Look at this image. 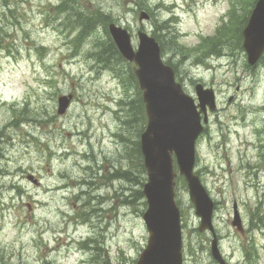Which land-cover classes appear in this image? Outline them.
<instances>
[{"label":"rangeland","instance_id":"rangeland-1","mask_svg":"<svg viewBox=\"0 0 264 264\" xmlns=\"http://www.w3.org/2000/svg\"><path fill=\"white\" fill-rule=\"evenodd\" d=\"M254 2L0 0V264H135L145 246L144 199L136 194L144 179L135 152L145 123L133 107L139 90L125 79L129 63L109 53L113 66L96 62L107 50V24L80 36L76 14L96 7L127 30L134 49L137 32L153 36L186 93L194 97L196 83L214 91L194 171L214 203L226 263L248 264L249 256L264 264V108H256L264 106V54L249 65L238 39ZM141 11L149 18L138 20ZM60 95H71L61 115ZM174 191L183 264H218L182 176ZM233 201L242 233L230 225Z\"/></svg>","mask_w":264,"mask_h":264},{"label":"water","instance_id":"water-1","mask_svg":"<svg viewBox=\"0 0 264 264\" xmlns=\"http://www.w3.org/2000/svg\"><path fill=\"white\" fill-rule=\"evenodd\" d=\"M142 18H148V15L141 12L139 19ZM108 31L122 57L134 64L133 72L147 116L146 126L139 136V145L146 170L142 194L147 206L142 219L148 238L136 264H182L179 209L174 201L176 173L172 155L178 173L186 181L194 212L200 218L198 230L212 233L211 255L219 264H226L219 253L211 223L212 201L198 176L193 173L194 142L202 129L200 111H197L192 97L184 93L180 83L175 81L172 67L161 59L158 43L153 37L138 32L139 43L134 50L125 29L109 23ZM242 36L247 61L253 65L264 50V0H256ZM195 92L203 113L204 105L214 108L210 88L196 84ZM70 98V95L58 97V113L65 111ZM28 179L35 182L31 176ZM233 215L232 225L240 230V219L235 209Z\"/></svg>","mask_w":264,"mask_h":264},{"label":"trees","instance_id":"trees-1","mask_svg":"<svg viewBox=\"0 0 264 264\" xmlns=\"http://www.w3.org/2000/svg\"><path fill=\"white\" fill-rule=\"evenodd\" d=\"M239 18H240V16H239ZM109 20H110V15L105 13L104 11H102L100 8L96 7V9L93 12H90L88 15H83L81 13L76 14L75 22H76L77 26L80 27V36H88L89 33L93 30L94 24H102L103 29L106 30V24H108L107 22ZM230 22L231 23L233 22L232 19H231ZM234 22H235V20H234ZM243 22H244V19L242 20V23ZM242 23L240 24V27H239L238 39H241L240 29L242 27ZM162 24H165V22H163ZM234 26H235V23L232 26L228 27L227 31H226L227 34L225 33L224 35L228 37L229 33H230L229 30H232V27L234 29ZM160 28H161V26L154 27V29L156 31H162L163 30V29H160ZM232 32H233V30H232ZM224 35L222 37H224ZM103 44H106L107 50H103L101 52H97L96 53V57L108 60L106 63H104L105 66H107V65L113 66V64H112L113 61L111 62V58L108 57V53H109V55L114 56V58H116L117 60L125 62L121 58L119 53L117 52V50L115 48V45L111 41L110 38L107 39L106 42L103 43ZM215 46H216V43L213 44L212 42H210V44L207 46V48L209 50H212V52H213V51H215V49H214ZM128 68H129V70H128L129 74H128V76L125 74V79L129 83L131 81V83H133L135 85L136 90H138L137 89V85H136V81H135V78H134V75H133V72H132V69H130V65H128ZM122 74H123V72H122ZM122 74L120 73V75H119L121 81H123V77H124V76H122ZM137 94H138V97L136 99H134V106L133 107H134L135 111L137 112L138 120L139 121H145L143 105H142V102H141L140 94H139V92ZM135 152H136V155L139 156V164H138V168L140 170L139 173H141L143 175L144 170L141 167L140 155H139L140 153H139V149H138V142H136ZM128 174H129L128 171H118L117 170V171L114 172V176L115 177H120V178H123V179H126V180H130L128 178ZM142 181L140 182V184L142 183ZM136 194H137V196H142L140 190H137ZM253 259H254L253 257L251 258V257L247 256L248 264L249 263L250 264H256V260H253Z\"/></svg>","mask_w":264,"mask_h":264},{"label":"bare ground","instance_id":"bare-ground-1","mask_svg":"<svg viewBox=\"0 0 264 264\" xmlns=\"http://www.w3.org/2000/svg\"><path fill=\"white\" fill-rule=\"evenodd\" d=\"M95 59H97V63H100L101 65H103L104 63H106L108 60H106V59H102V58H99V57H95ZM264 108V106H259V107H256V108H259L260 110L262 109V108ZM254 112H256L257 114L259 113V110L258 109H256V110H254ZM78 133H80L79 132V130H75V129H73V130H71L70 131V134L72 135V136H76V135H78ZM92 139H93V137H92ZM76 143L77 144H81V142H79V139H77L76 138ZM90 143V142H89ZM57 155H59V154H57ZM62 177H65V174H62Z\"/></svg>","mask_w":264,"mask_h":264},{"label":"flooded vegetation","instance_id":"flooded-vegetation-1","mask_svg":"<svg viewBox=\"0 0 264 264\" xmlns=\"http://www.w3.org/2000/svg\"><path fill=\"white\" fill-rule=\"evenodd\" d=\"M261 57H262V56H261ZM261 57H260V58H261ZM260 58H259V59H260ZM258 61H259V60H258ZM262 170H264V169L262 168Z\"/></svg>","mask_w":264,"mask_h":264}]
</instances>
